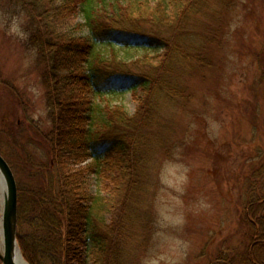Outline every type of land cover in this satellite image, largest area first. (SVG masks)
<instances>
[{
	"label": "trees",
	"instance_id": "1",
	"mask_svg": "<svg viewBox=\"0 0 264 264\" xmlns=\"http://www.w3.org/2000/svg\"><path fill=\"white\" fill-rule=\"evenodd\" d=\"M214 2L228 7L225 0L0 3L27 18L28 45L43 64L51 122L42 138L52 161L30 168L43 181H18V240L30 264H82L91 248V264H132L134 228L150 222L143 204L153 150L163 143L162 105L187 97L184 71L213 64L206 47L219 43L222 31L219 16L206 19ZM79 13L88 37L74 33ZM116 45L163 53L156 62L147 54L124 61ZM103 46L110 47V55ZM125 91L137 103L134 114L107 101L108 95ZM256 113L261 115L262 108ZM6 137L0 131L5 158ZM248 161L253 170L243 187L244 247L221 251L213 264H264V148L257 147ZM87 176L97 184L95 193L86 186Z\"/></svg>",
	"mask_w": 264,
	"mask_h": 264
},
{
	"label": "rangeland",
	"instance_id": "2",
	"mask_svg": "<svg viewBox=\"0 0 264 264\" xmlns=\"http://www.w3.org/2000/svg\"><path fill=\"white\" fill-rule=\"evenodd\" d=\"M225 2L228 7L214 2L206 18L213 22L215 14L222 24L220 42L206 47L213 64L184 71L187 97L162 105L163 143L153 150L143 204L150 222L134 228L132 264H213L221 251L244 247L243 187L253 170L248 160L257 147L264 148V0ZM83 23L79 13L74 33L88 37ZM27 26L25 14L0 7V131L7 132L6 159L22 185L41 183L30 168L52 161L42 138L51 127L44 69L28 45ZM101 50L110 55V47ZM116 52L124 61L147 54L156 62L163 50L116 45ZM107 101L131 114L137 107L131 91L110 94ZM86 181L95 193L94 178ZM94 257V249H88L82 264Z\"/></svg>",
	"mask_w": 264,
	"mask_h": 264
},
{
	"label": "water",
	"instance_id": "3",
	"mask_svg": "<svg viewBox=\"0 0 264 264\" xmlns=\"http://www.w3.org/2000/svg\"><path fill=\"white\" fill-rule=\"evenodd\" d=\"M0 172L6 185L2 209L4 250L0 252V260L2 264H17V254L18 252L22 254L18 240V183L10 163L1 153Z\"/></svg>",
	"mask_w": 264,
	"mask_h": 264
},
{
	"label": "bare ground",
	"instance_id": "4",
	"mask_svg": "<svg viewBox=\"0 0 264 264\" xmlns=\"http://www.w3.org/2000/svg\"><path fill=\"white\" fill-rule=\"evenodd\" d=\"M5 190H6V185L4 182V178L0 172V206H2V207H3V203H4ZM2 228H3V221H2V216L0 215V252H3V250H4V240H3ZM16 262H17V264H27L23 255L20 252H18V254H17Z\"/></svg>",
	"mask_w": 264,
	"mask_h": 264
}]
</instances>
